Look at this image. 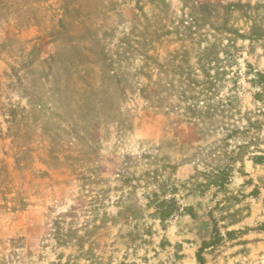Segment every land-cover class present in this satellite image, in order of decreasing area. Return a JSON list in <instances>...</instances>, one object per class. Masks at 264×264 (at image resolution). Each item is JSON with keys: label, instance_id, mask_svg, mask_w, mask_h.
Masks as SVG:
<instances>
[{"label": "rangeland", "instance_id": "374dc122", "mask_svg": "<svg viewBox=\"0 0 264 264\" xmlns=\"http://www.w3.org/2000/svg\"><path fill=\"white\" fill-rule=\"evenodd\" d=\"M0 264H264V0H0Z\"/></svg>", "mask_w": 264, "mask_h": 264}, {"label": "trees", "instance_id": "16d2710c", "mask_svg": "<svg viewBox=\"0 0 264 264\" xmlns=\"http://www.w3.org/2000/svg\"><path fill=\"white\" fill-rule=\"evenodd\" d=\"M198 260H199V263H200V254H198Z\"/></svg>", "mask_w": 264, "mask_h": 264}]
</instances>
